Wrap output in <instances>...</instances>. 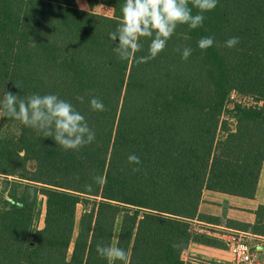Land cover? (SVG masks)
Instances as JSON below:
<instances>
[{
    "label": "trees",
    "instance_id": "trees-1",
    "mask_svg": "<svg viewBox=\"0 0 264 264\" xmlns=\"http://www.w3.org/2000/svg\"><path fill=\"white\" fill-rule=\"evenodd\" d=\"M124 2L87 0L86 11L77 0H0V101L7 91L55 94L95 132L92 144L64 151L35 129L0 119V264H109L98 243L124 248L130 264H221L189 255L191 243L227 249L193 230L196 220L219 222L199 212L204 190L256 196L264 162V0H218L202 27L178 26L163 52L138 65L120 60L118 40L109 37ZM98 5L113 14L94 12ZM203 37L214 38L206 51L197 43ZM231 37L239 43L228 48ZM141 43L137 58L148 54V38ZM178 47L193 50L187 61ZM92 97L106 110L93 111ZM132 154L139 165L128 162ZM95 175L106 183L96 185ZM41 197L44 226L33 235ZM226 223L264 236V207L254 224Z\"/></svg>",
    "mask_w": 264,
    "mask_h": 264
},
{
    "label": "clouds",
    "instance_id": "clouds-1",
    "mask_svg": "<svg viewBox=\"0 0 264 264\" xmlns=\"http://www.w3.org/2000/svg\"><path fill=\"white\" fill-rule=\"evenodd\" d=\"M218 0H125L121 5V20L118 27L109 33L112 41H117L114 49L117 57L122 61L135 62L137 65L146 63L156 58L167 47L176 29L180 25H188L190 29L203 26L204 13L214 10ZM193 9L197 12L194 14ZM141 38H148V54L136 57V53L143 49ZM202 51L214 45L213 37H203L198 42ZM239 43L238 37H231L226 41V46L232 48ZM181 58L185 61L192 54V49L184 47ZM19 88V85L16 84ZM77 100L83 102L82 96ZM90 107L93 111L106 110L103 102L92 97ZM11 118L20 124L35 129L44 138H52L64 151L79 149L90 145L95 141V132L89 127L85 117L75 106L55 94H31L20 98L17 94L7 91L0 101V119ZM130 164L139 165L140 158L129 155ZM135 173L140 171L134 167ZM78 179V176L76 177ZM96 185H103L106 179L103 175L93 176ZM89 192L93 190V184L85 185ZM174 248L180 247L178 243ZM96 251L100 257L105 258L109 264L120 261L122 264H130V254L124 248L112 245H96Z\"/></svg>",
    "mask_w": 264,
    "mask_h": 264
},
{
    "label": "crops",
    "instance_id": "crops-1",
    "mask_svg": "<svg viewBox=\"0 0 264 264\" xmlns=\"http://www.w3.org/2000/svg\"><path fill=\"white\" fill-rule=\"evenodd\" d=\"M261 206L264 207V162L262 164L254 199L229 195L218 191L204 190L202 201L199 205V212L202 215L218 219L219 222L212 223L196 220L193 224V230L198 234H204L210 238L219 240L224 244V236L229 233V230L249 233L255 236L256 241L262 246L264 236L230 228L226 223L228 220H231L246 224H254L256 221V211ZM228 252L229 250L227 251V249L199 243H191L189 246L190 256L221 264H232L226 260L227 256L225 253Z\"/></svg>",
    "mask_w": 264,
    "mask_h": 264
},
{
    "label": "built area",
    "instance_id": "built-area-1",
    "mask_svg": "<svg viewBox=\"0 0 264 264\" xmlns=\"http://www.w3.org/2000/svg\"><path fill=\"white\" fill-rule=\"evenodd\" d=\"M97 8L99 10L97 13L99 14L106 16L113 14L111 6L98 5ZM224 242L237 264H252L255 261L254 252L261 249L260 243L256 241L255 236L235 230H229V233L224 236Z\"/></svg>",
    "mask_w": 264,
    "mask_h": 264
},
{
    "label": "rangeland",
    "instance_id": "rangeland-1",
    "mask_svg": "<svg viewBox=\"0 0 264 264\" xmlns=\"http://www.w3.org/2000/svg\"><path fill=\"white\" fill-rule=\"evenodd\" d=\"M77 3H78V6H79L80 9L86 10V11L89 10V6H88V3H87V0H77ZM92 10L94 12H96V13L99 12L97 6L94 7ZM247 101L250 102V103H252L251 99H247ZM225 118H227V117H225ZM229 122H230L231 127L234 128V121H233V119H229ZM45 207H46L45 206V198L44 197H41L40 198V203L38 205V211H37V214H36L34 226H33V235L35 234V231L36 230L42 229L43 226H44ZM82 212H83V207L80 204L77 207V213H76V220H77V222H76V229H75L74 238L77 235L78 224H79V220L81 218ZM120 222H121V217H119L118 222H117V228H116V232H115L114 243L116 242V238H117V234H118ZM72 248H73V244H72V246L70 248V256H71V253H72ZM260 248L261 249L259 251L254 252V259H255V261L252 264H264V242H263V245ZM227 251H228V247H227ZM225 255L227 256V259H226L227 261L231 262L232 264H237L234 261L233 256L231 255L230 252L225 253ZM192 264H207V263H202V262L196 261V262H193Z\"/></svg>",
    "mask_w": 264,
    "mask_h": 264
}]
</instances>
